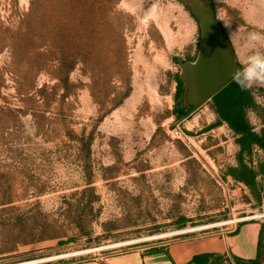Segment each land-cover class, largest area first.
<instances>
[{
    "label": "rangeland",
    "instance_id": "374dc122",
    "mask_svg": "<svg viewBox=\"0 0 264 264\" xmlns=\"http://www.w3.org/2000/svg\"><path fill=\"white\" fill-rule=\"evenodd\" d=\"M211 1L242 65L264 0ZM200 40L179 0H0V264L151 252L264 221V176L256 191L230 176L240 146L214 102L179 125L178 64ZM249 90L261 135L264 86ZM244 159L258 170L264 151Z\"/></svg>",
    "mask_w": 264,
    "mask_h": 264
},
{
    "label": "water",
    "instance_id": "95a60500",
    "mask_svg": "<svg viewBox=\"0 0 264 264\" xmlns=\"http://www.w3.org/2000/svg\"><path fill=\"white\" fill-rule=\"evenodd\" d=\"M179 1L194 16L201 30L196 60L178 64L184 88L181 101L183 107L190 110L180 120V125L235 81L233 73L241 65L217 17L214 3L211 0Z\"/></svg>",
    "mask_w": 264,
    "mask_h": 264
},
{
    "label": "crops",
    "instance_id": "0c3cea01",
    "mask_svg": "<svg viewBox=\"0 0 264 264\" xmlns=\"http://www.w3.org/2000/svg\"><path fill=\"white\" fill-rule=\"evenodd\" d=\"M262 227L264 221H254L241 225L235 233L176 240L151 252L109 253L68 264H192L195 257L203 255L228 258L231 264L250 262L258 258Z\"/></svg>",
    "mask_w": 264,
    "mask_h": 264
},
{
    "label": "trees",
    "instance_id": "16d2710c",
    "mask_svg": "<svg viewBox=\"0 0 264 264\" xmlns=\"http://www.w3.org/2000/svg\"><path fill=\"white\" fill-rule=\"evenodd\" d=\"M179 83L182 85L180 79ZM212 101L220 118L221 123H226L238 137L237 143L240 146L239 167L230 172L236 181L246 184L251 190L256 191L258 179L264 176V163L258 170L250 168L244 157L251 155L255 147L264 151V133L257 134L247 121V110L255 107L250 90L242 89L236 81H233ZM186 117V116H185ZM183 113L181 114V119ZM223 257L213 255H203L195 257L192 264H213L220 262ZM264 261V227H262L258 258L254 261H238L237 264H261Z\"/></svg>",
    "mask_w": 264,
    "mask_h": 264
},
{
    "label": "clouds",
    "instance_id": "9594fccd",
    "mask_svg": "<svg viewBox=\"0 0 264 264\" xmlns=\"http://www.w3.org/2000/svg\"><path fill=\"white\" fill-rule=\"evenodd\" d=\"M223 26L229 30V35H232L231 21L222 20ZM249 41L256 47V50L250 52L246 56L242 65L233 73L236 83L245 90L254 87L264 86V34L259 32L249 33Z\"/></svg>",
    "mask_w": 264,
    "mask_h": 264
},
{
    "label": "built area",
    "instance_id": "2783aa9c",
    "mask_svg": "<svg viewBox=\"0 0 264 264\" xmlns=\"http://www.w3.org/2000/svg\"><path fill=\"white\" fill-rule=\"evenodd\" d=\"M181 135H183V133H181ZM259 219H262V217L254 216V217H246V218H241V219H235L231 223V228L229 229V232L228 233L226 232L224 234L235 233L241 225H243L245 223H249V222H254V221L259 220ZM215 228H217V227H213V228H210V229H215ZM224 234H222V235H224Z\"/></svg>",
    "mask_w": 264,
    "mask_h": 264
},
{
    "label": "bare ground",
    "instance_id": "6f19581e",
    "mask_svg": "<svg viewBox=\"0 0 264 264\" xmlns=\"http://www.w3.org/2000/svg\"><path fill=\"white\" fill-rule=\"evenodd\" d=\"M225 225H228V223H223V224H219L217 226H214V227H221V226H225ZM190 231V230H189ZM200 231V230H199ZM186 234V233H185ZM173 235V234H172ZM176 235V234H175ZM166 236H162L161 238H165ZM157 239H160V238H157ZM148 240V239H147ZM101 250V249H100ZM84 254V253H83ZM77 255H80V253H74V254H70V255H66V256H62V258H69V257H75ZM59 259V257H58ZM44 261H39V262H31V263H28V264H38V263H41Z\"/></svg>",
    "mask_w": 264,
    "mask_h": 264
},
{
    "label": "flooded vegetation",
    "instance_id": "af4514ba",
    "mask_svg": "<svg viewBox=\"0 0 264 264\" xmlns=\"http://www.w3.org/2000/svg\"><path fill=\"white\" fill-rule=\"evenodd\" d=\"M183 87V86H182ZM183 94V93H182ZM181 94V96H182ZM181 96L179 97V113H183V117L187 116L190 113V110H187L183 107V102L181 101Z\"/></svg>",
    "mask_w": 264,
    "mask_h": 264
}]
</instances>
